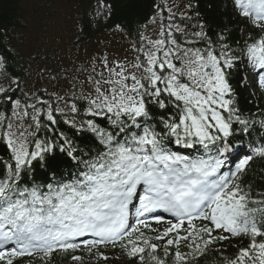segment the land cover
<instances>
[{"label": "snow or ice", "instance_id": "obj_1", "mask_svg": "<svg viewBox=\"0 0 264 264\" xmlns=\"http://www.w3.org/2000/svg\"><path fill=\"white\" fill-rule=\"evenodd\" d=\"M222 7L151 0L119 54L27 69L0 32V264H264V0Z\"/></svg>", "mask_w": 264, "mask_h": 264}, {"label": "trees", "instance_id": "obj_2", "mask_svg": "<svg viewBox=\"0 0 264 264\" xmlns=\"http://www.w3.org/2000/svg\"><path fill=\"white\" fill-rule=\"evenodd\" d=\"M62 1L63 0H0V32L6 31L8 36L11 37V42L20 53L18 59L23 65V69L24 66L28 64L24 55L30 52V41H40L41 43L39 45L42 46L49 36L47 31L41 33L43 27L38 24L39 8L37 6L44 5L47 7L46 9H48L49 6H61ZM64 1L76 7L77 13L73 15V27L76 29L78 35L77 37L75 36V42L71 44V47H74L71 51L65 54L59 53L58 49H53L52 52H46L53 61H56L54 57L65 60L71 58L81 61L98 50H103V47L109 44V42H105L104 39L107 37L111 38L115 34L110 30L109 25L116 22L127 24L135 19L142 18L148 11V4L151 2V0H111L115 8L112 20L108 21L107 24L103 20L89 24L88 21L92 20L91 5L94 3V0ZM209 3L213 4L212 8L207 7ZM222 5L223 0H200L201 11L206 15L211 24L225 23L230 19V13H228ZM60 20L56 19L51 21L49 23V28L51 30L58 28L60 26ZM80 24H86L87 30L79 34L78 30H80ZM4 43H8L7 38ZM112 54L116 55L114 53ZM17 70L21 71L22 69L17 67ZM250 97L249 92H243L241 94L240 102L242 107L252 106L249 103V100H251ZM258 102L259 101H256L254 103ZM61 167H63V165H61ZM262 168H264V164L260 161H256L253 175L257 182L260 181V176L257 174L261 172ZM56 264H64V261L60 257H57ZM210 264H215L214 257L210 259Z\"/></svg>", "mask_w": 264, "mask_h": 264}, {"label": "bare ground", "instance_id": "obj_3", "mask_svg": "<svg viewBox=\"0 0 264 264\" xmlns=\"http://www.w3.org/2000/svg\"><path fill=\"white\" fill-rule=\"evenodd\" d=\"M67 1H62L61 6H60V16H61V20H60V26L54 30H52V36L55 37V39H50L48 38V42L50 44V47H52L53 49H58L59 53H67L68 51H71L74 47H71L72 42H75V36L77 37V31L76 29H74L73 27V20H69V17H67L66 12L68 13H72L73 15H75L77 13L76 7L74 5H69L68 3H66ZM46 7V6H44ZM78 33L80 34L81 31L78 30ZM40 41H36V40H31L29 44L36 46L37 49L41 52V53H45L42 52L39 48H38V44H40ZM44 50H47V48H44ZM31 54H35L33 52H31ZM49 63L54 65L56 61H53L50 57L48 60H45L43 56H41L39 58V65H42L44 63ZM39 65H34V67H38ZM28 65L24 66V69H27ZM251 96V94H250ZM250 99L252 100L253 98L250 97ZM256 102V101H253Z\"/></svg>", "mask_w": 264, "mask_h": 264}, {"label": "rangeland", "instance_id": "obj_4", "mask_svg": "<svg viewBox=\"0 0 264 264\" xmlns=\"http://www.w3.org/2000/svg\"><path fill=\"white\" fill-rule=\"evenodd\" d=\"M37 7L39 8L38 24L43 27V29H41V33L47 31L49 34V36L45 40V46L44 47L40 46L38 44V48L40 50H44V48L48 49L50 46L49 43H46L49 41L48 38L55 39V37L52 36V30L49 28V23L53 20H56V19L60 20L61 19V16H60L61 11H60V5L49 6L48 9H46L47 7H44V5H39ZM66 14H67V17H70V20H72V13L66 12ZM111 38L109 39V44L104 47V50H107L109 52H115V50H117V54H119L123 44H121L120 39L115 34ZM31 47L37 50L36 46L31 45ZM33 80H35L34 76H33Z\"/></svg>", "mask_w": 264, "mask_h": 264}]
</instances>
